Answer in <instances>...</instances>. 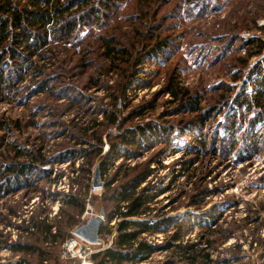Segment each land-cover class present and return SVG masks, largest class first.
Returning <instances> with one entry per match:
<instances>
[{
	"label": "rangeland",
	"instance_id": "1",
	"mask_svg": "<svg viewBox=\"0 0 264 264\" xmlns=\"http://www.w3.org/2000/svg\"><path fill=\"white\" fill-rule=\"evenodd\" d=\"M143 2L127 0L119 17H113L112 13L101 31L94 28L80 46L67 52V56L77 60L81 47L95 46L96 39L92 36L95 33L119 35L117 28L125 32L130 15L136 11L134 6ZM211 4H215V8ZM154 6L153 19L158 20L161 33L173 35V45L169 47L171 51L167 57L144 60L136 66L135 79L119 99V114L125 118L124 126L150 121L180 126L183 125L180 121H190L194 114L178 113L179 100L167 91L171 83L198 93L203 108H220L200 125H189V122L184 129L177 128L168 144L154 142L148 150L139 149V156L119 158L109 165L106 174H100L103 186L89 191L84 211L75 215L77 224L70 231L71 237L63 241L57 239L53 245L50 241H42L35 224L44 218L53 223L65 219L69 209L62 202L64 194L69 193L72 186H75L72 192L77 188L82 176L80 168L86 167L87 161L78 155L68 161L46 164L53 172L49 178L34 181L30 187L0 198V264H40L38 253L17 251L8 246L16 242L43 250L47 256L43 264H93L81 252H66L63 244L74 238L78 248L89 247L91 252L111 244L113 230L99 233V243L96 244L76 236L74 230L101 210L104 219L100 228L112 227L115 221L108 224L106 216L113 203L103 200L104 185L116 174L115 171L118 170L121 176L129 167L143 163H148L152 171L141 186L150 185L149 194H157L150 204V214L184 216L182 243L203 244L207 238L212 239L205 227L206 223H211V228L218 232L230 231L212 254L218 263L225 259L228 260L226 264H264V150L248 152L241 149L249 136L244 121L246 117H243L241 107L224 105L246 88L247 73L260 57L244 60L246 50L254 49L242 47V39L264 38V0H168ZM71 11L75 12V7ZM131 24L136 25L137 19L134 18ZM121 42L127 45L125 40ZM101 52L102 48H99L98 55L88 54L85 62L78 65L69 62L59 81L51 75L46 92L30 93L32 83L27 76L18 83L15 92L10 90L8 95H0V126L10 123L13 129L8 139L14 141L15 146L19 144L25 150L39 151L41 156L52 159L63 148L80 146L76 140L83 128L89 126L90 131L96 130V122L103 119L101 110L112 108V94L124 80L123 75L106 71L107 63ZM52 61L44 62L48 74L54 72L50 66ZM59 86L65 88L68 98L60 97ZM250 90L251 86H248L247 91ZM233 114H236L235 123H231L234 126L230 129ZM15 121L20 124L18 127ZM262 127L258 123L253 131H260ZM105 131L102 135L104 151L108 147L106 134L115 133L116 126L107 127ZM3 133L0 130V134ZM232 133L236 138L234 149L223 153L220 143L222 139H225L223 145L227 143ZM198 138L203 140L205 152L196 155L189 148L200 145ZM6 146L0 150V159L10 163L14 157ZM81 148H87V145ZM120 162L123 165L116 170ZM94 163L92 177L100 158H94ZM173 230L174 227H169L167 232L146 233L142 237L150 242L163 243ZM236 244L240 245L238 252L242 255L239 261L231 260ZM172 259L177 260L170 251L159 250L137 264H165Z\"/></svg>",
	"mask_w": 264,
	"mask_h": 264
},
{
	"label": "trees",
	"instance_id": "2",
	"mask_svg": "<svg viewBox=\"0 0 264 264\" xmlns=\"http://www.w3.org/2000/svg\"><path fill=\"white\" fill-rule=\"evenodd\" d=\"M126 1L0 0V95H8L10 90L15 92L19 87L18 83L27 76L32 83L30 93L46 92L53 76L57 77L56 81L64 77L69 62L74 61L75 65L83 63L88 54L98 55L99 48H102L101 55L107 63L106 71L119 73L124 78L112 94V108L101 110L100 115L103 119L96 122V130L90 131L89 126L83 128L76 140L77 145L80 146L63 148L52 159L41 156L39 151L25 150L19 144L15 146L16 143L13 144L14 141L8 139L13 129L10 123L5 122L3 126H0V130L4 131L0 134V150L3 149V145H7L6 149L14 157L10 163L0 159V198L30 187L34 181L49 178L53 172L51 167H46V164L68 161L78 155L86 158L87 166L80 168L82 176L77 182V188L72 192L75 188L72 186L70 192L64 194L65 198L62 202L69 209L66 210L65 219L53 223L48 218H44L43 221L35 224L36 232L42 235V241L46 243L50 241L51 245L56 244L57 239L63 241L71 237L70 231L77 224L75 215L81 214L85 209L86 198L92 189L94 158H100V174H106L109 165L117 159L137 157L140 155L139 149L148 150L154 142L166 145L171 141L172 132L176 133L177 128L184 129L194 123L200 125L220 108L216 105V108H203L198 93H191L188 89L171 83L167 91L179 100L178 113L194 114L190 121L187 119L185 120L187 122L180 121L183 122L180 126L165 125L156 121L124 126L125 118L119 114V99L122 97L121 94L124 96L125 90L135 79L138 72L136 66L144 60L154 61L170 54L169 47H172L174 37L161 33L159 30L162 28L159 29L158 20L153 19L154 5L168 0H142L144 2L141 5L134 6L136 11L130 15V24L127 26L128 29L124 30L125 32L122 33L117 28L119 35L116 33L105 35L101 32L93 34L97 44L81 47L77 60H71L67 52L75 46H80L83 38L89 36L90 32H94V28L101 31L112 13L113 17H119L123 8L126 7ZM211 6L215 8L216 5L211 4ZM73 7L76 9L75 12L71 11ZM125 16H121L124 21L127 20ZM134 18L137 19L136 25L131 24ZM161 34L164 35L161 36ZM243 45L254 49L246 50L247 57L244 60L252 56L260 57L247 73V79L244 82L246 88L238 92L230 103L224 102V105L241 107L243 117H246L244 121L247 124L246 132L249 136L241 149L245 148L248 152H262L264 150V38L242 39V47ZM45 60H53L50 64L54 68L52 74L45 72ZM248 86H251L250 92L247 91ZM57 89H61L59 91L61 98L67 97L65 88ZM234 115L236 116L233 114L231 117L230 129L234 126L231 123H235ZM187 123L189 125H185ZM258 123L262 124L263 129L254 132L253 129ZM15 124L16 127L20 125L16 121ZM110 126H116V132L106 134L108 147L104 151L102 135ZM233 133L224 145L225 139H222L220 146L223 153L233 151L236 141ZM198 140L200 145L189 148L190 152L196 155L205 152L203 140L201 138ZM83 145H87V148H81ZM117 165L116 170L123 163L120 162ZM151 171L148 163L131 166L121 176L118 170L115 171L117 175L114 174L113 178L111 177L105 183L103 200L105 203H113L106 219L108 224L115 222L112 227L108 225L101 227L99 233H110L113 230L114 236L109 246L90 254L89 258L93 264H137L159 250L170 251L171 256L177 259L169 260L165 264H226L228 260H220L218 263L212 254L218 250V246L223 243L230 231L218 232L211 228V223H206L205 227L209 229L212 239L207 238L203 244L193 241L182 243L181 239L185 232L182 224L184 216H151L150 204L157 194H149L150 185L141 186ZM253 221L256 222V220ZM169 227H174V230L163 243L150 242L142 237L146 233L167 232ZM8 246L17 251L38 253L40 264L47 260L43 250L41 251L35 245L16 242ZM233 247L235 251L231 255V260L239 261L242 258L238 252L240 245L236 244Z\"/></svg>",
	"mask_w": 264,
	"mask_h": 264
},
{
	"label": "water",
	"instance_id": "3",
	"mask_svg": "<svg viewBox=\"0 0 264 264\" xmlns=\"http://www.w3.org/2000/svg\"><path fill=\"white\" fill-rule=\"evenodd\" d=\"M92 190L100 189L103 186V182L100 179V169L96 165L93 171L92 177ZM104 213L103 210L99 212L93 218H89L84 224L80 225L74 230V234L90 243H99V228L103 222Z\"/></svg>",
	"mask_w": 264,
	"mask_h": 264
},
{
	"label": "built area",
	"instance_id": "4",
	"mask_svg": "<svg viewBox=\"0 0 264 264\" xmlns=\"http://www.w3.org/2000/svg\"><path fill=\"white\" fill-rule=\"evenodd\" d=\"M64 248L67 251L73 250L77 251L79 254H84V257L89 258V255L92 253L91 249L89 247L82 248L81 246H77V241L74 238H69L65 243L63 244ZM81 252V253H80Z\"/></svg>",
	"mask_w": 264,
	"mask_h": 264
},
{
	"label": "bare ground",
	"instance_id": "5",
	"mask_svg": "<svg viewBox=\"0 0 264 264\" xmlns=\"http://www.w3.org/2000/svg\"><path fill=\"white\" fill-rule=\"evenodd\" d=\"M83 264H91L90 262H84Z\"/></svg>",
	"mask_w": 264,
	"mask_h": 264
}]
</instances>
